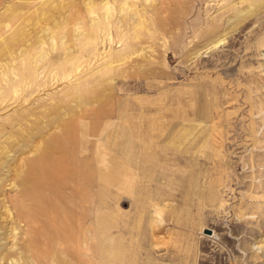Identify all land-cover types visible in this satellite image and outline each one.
<instances>
[{
  "label": "rangeland",
  "instance_id": "1",
  "mask_svg": "<svg viewBox=\"0 0 264 264\" xmlns=\"http://www.w3.org/2000/svg\"><path fill=\"white\" fill-rule=\"evenodd\" d=\"M0 264H264V0H0Z\"/></svg>",
  "mask_w": 264,
  "mask_h": 264
}]
</instances>
